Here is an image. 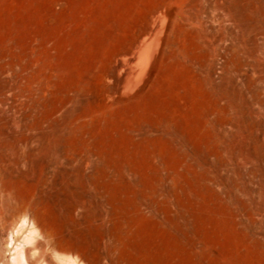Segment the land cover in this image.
I'll use <instances>...</instances> for the list:
<instances>
[{"label":"rangeland","instance_id":"obj_1","mask_svg":"<svg viewBox=\"0 0 264 264\" xmlns=\"http://www.w3.org/2000/svg\"><path fill=\"white\" fill-rule=\"evenodd\" d=\"M17 250L264 264V0H0V264Z\"/></svg>","mask_w":264,"mask_h":264},{"label":"bare ground","instance_id":"obj_2","mask_svg":"<svg viewBox=\"0 0 264 264\" xmlns=\"http://www.w3.org/2000/svg\"><path fill=\"white\" fill-rule=\"evenodd\" d=\"M143 52V51H142ZM143 55H144V53H143ZM140 56H141V53H140ZM140 56H139V58H140ZM145 56V55H144ZM143 56V57H144ZM142 59V60H141ZM141 59H138V61H137V63H139V61H140V64H142V62L141 61H143V60H145V57H144V59L143 58H141ZM137 65V67L138 66H140V65H138V64H136ZM145 65V64H144ZM143 66V65H142ZM141 68V67H140ZM140 68H138L139 70H140ZM138 71V70H137ZM136 71V72H137ZM140 73V72H139ZM138 73V74H139ZM24 260V255L22 254V252L20 251V250H17L16 251V253H15V255L14 256H12V264H22V261Z\"/></svg>","mask_w":264,"mask_h":264}]
</instances>
